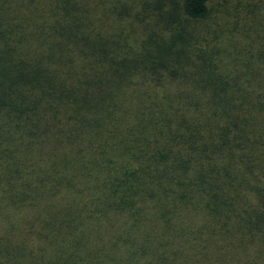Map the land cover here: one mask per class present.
<instances>
[{
  "label": "trees",
  "instance_id": "trees-1",
  "mask_svg": "<svg viewBox=\"0 0 264 264\" xmlns=\"http://www.w3.org/2000/svg\"><path fill=\"white\" fill-rule=\"evenodd\" d=\"M210 3L0 0V264H264V50Z\"/></svg>",
  "mask_w": 264,
  "mask_h": 264
},
{
  "label": "rangeland",
  "instance_id": "rangeland-1",
  "mask_svg": "<svg viewBox=\"0 0 264 264\" xmlns=\"http://www.w3.org/2000/svg\"><path fill=\"white\" fill-rule=\"evenodd\" d=\"M209 19L212 23L217 21L225 26H230L233 23V44L236 43L238 38L246 48L253 44V46L256 47L257 45L264 50V0H245L239 2L211 0ZM241 20H245V22ZM233 58V72H242L241 76L245 80L250 79L249 73L251 71L255 73L259 69H264V61H260L256 55L250 56L246 53H233ZM260 58L264 59V57ZM260 81L259 79L257 81L251 79L254 99L264 109V83ZM256 117L258 118V125L254 126L253 129L251 126H246V129L251 147H256L257 152L259 150L258 158L263 167L258 165L255 155L254 161L257 164V174L261 176L263 174L262 168L264 169V110L262 113L257 114Z\"/></svg>",
  "mask_w": 264,
  "mask_h": 264
}]
</instances>
